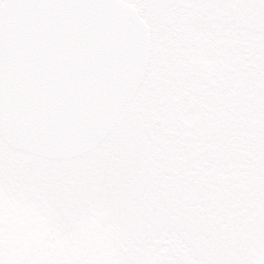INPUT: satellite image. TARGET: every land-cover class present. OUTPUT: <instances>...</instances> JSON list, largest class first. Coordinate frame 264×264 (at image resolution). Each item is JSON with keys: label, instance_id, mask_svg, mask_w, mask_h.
<instances>
[{"label": "snow or ice", "instance_id": "obj_1", "mask_svg": "<svg viewBox=\"0 0 264 264\" xmlns=\"http://www.w3.org/2000/svg\"><path fill=\"white\" fill-rule=\"evenodd\" d=\"M0 264H264V0H0Z\"/></svg>", "mask_w": 264, "mask_h": 264}]
</instances>
